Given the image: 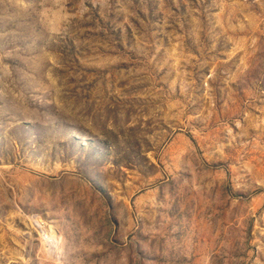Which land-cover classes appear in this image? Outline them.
<instances>
[{
  "label": "rangeland",
  "instance_id": "obj_1",
  "mask_svg": "<svg viewBox=\"0 0 264 264\" xmlns=\"http://www.w3.org/2000/svg\"><path fill=\"white\" fill-rule=\"evenodd\" d=\"M0 264H264V0H0Z\"/></svg>",
  "mask_w": 264,
  "mask_h": 264
},
{
  "label": "bare ground",
  "instance_id": "obj_2",
  "mask_svg": "<svg viewBox=\"0 0 264 264\" xmlns=\"http://www.w3.org/2000/svg\"><path fill=\"white\" fill-rule=\"evenodd\" d=\"M86 137H87V136H86ZM43 237H44V236H43ZM47 237H48V236H47ZM47 239H48V238H47ZM47 239H46V240H47ZM47 241H48V240H47ZM51 241H52V239H51ZM45 243H46V242H45ZM47 243H48V242H47ZM53 245H54V244H53Z\"/></svg>",
  "mask_w": 264,
  "mask_h": 264
}]
</instances>
